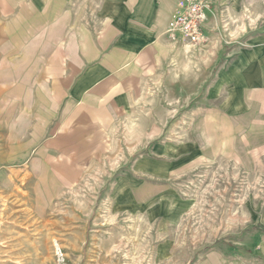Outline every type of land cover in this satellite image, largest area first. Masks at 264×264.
<instances>
[{
  "label": "crops",
  "instance_id": "1",
  "mask_svg": "<svg viewBox=\"0 0 264 264\" xmlns=\"http://www.w3.org/2000/svg\"><path fill=\"white\" fill-rule=\"evenodd\" d=\"M179 1L0 0L16 26L0 38V94L31 99L40 124L59 117L63 139L72 126L137 135L114 189L128 211L200 166H264V0H212L190 56L166 33Z\"/></svg>",
  "mask_w": 264,
  "mask_h": 264
},
{
  "label": "rangeland",
  "instance_id": "2",
  "mask_svg": "<svg viewBox=\"0 0 264 264\" xmlns=\"http://www.w3.org/2000/svg\"><path fill=\"white\" fill-rule=\"evenodd\" d=\"M10 29L13 21H1L0 38ZM10 40L7 46H21ZM2 94L0 264H264V166H200L152 182L172 194L146 195L145 208L128 211L114 189L129 168L131 129L72 126L63 139L59 117L40 124L31 99ZM156 94L144 91L155 110ZM132 121L120 118L127 127Z\"/></svg>",
  "mask_w": 264,
  "mask_h": 264
},
{
  "label": "built area",
  "instance_id": "3",
  "mask_svg": "<svg viewBox=\"0 0 264 264\" xmlns=\"http://www.w3.org/2000/svg\"><path fill=\"white\" fill-rule=\"evenodd\" d=\"M212 0H180L166 29L171 42L183 47L186 55L200 53L206 47L208 35L203 24Z\"/></svg>",
  "mask_w": 264,
  "mask_h": 264
}]
</instances>
